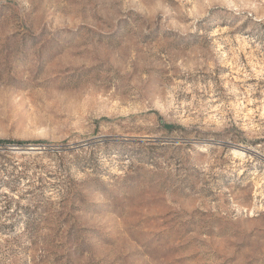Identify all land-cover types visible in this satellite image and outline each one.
I'll return each mask as SVG.
<instances>
[{
    "label": "rangeland",
    "instance_id": "rangeland-1",
    "mask_svg": "<svg viewBox=\"0 0 264 264\" xmlns=\"http://www.w3.org/2000/svg\"><path fill=\"white\" fill-rule=\"evenodd\" d=\"M0 264H264V0H0Z\"/></svg>",
    "mask_w": 264,
    "mask_h": 264
},
{
    "label": "water",
    "instance_id": "water-1",
    "mask_svg": "<svg viewBox=\"0 0 264 264\" xmlns=\"http://www.w3.org/2000/svg\"><path fill=\"white\" fill-rule=\"evenodd\" d=\"M31 150H34V149H31Z\"/></svg>",
    "mask_w": 264,
    "mask_h": 264
}]
</instances>
